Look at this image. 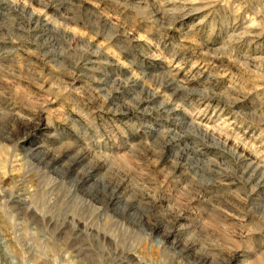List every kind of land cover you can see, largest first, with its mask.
<instances>
[{
    "label": "rangeland",
    "instance_id": "obj_1",
    "mask_svg": "<svg viewBox=\"0 0 264 264\" xmlns=\"http://www.w3.org/2000/svg\"><path fill=\"white\" fill-rule=\"evenodd\" d=\"M227 263L264 264V0H0V264Z\"/></svg>",
    "mask_w": 264,
    "mask_h": 264
},
{
    "label": "bare ground",
    "instance_id": "obj_2",
    "mask_svg": "<svg viewBox=\"0 0 264 264\" xmlns=\"http://www.w3.org/2000/svg\"><path fill=\"white\" fill-rule=\"evenodd\" d=\"M36 134V133H35ZM25 143H27L28 145L31 143L33 144V148L29 149L28 152L31 154V156H34L36 158V160L38 161L39 164H44V167L47 170H50L52 173H56V175L60 178H67L68 177V173L71 172V167L68 168H61L60 164H61V159H64L62 153L61 152V156H55L52 155L48 152H46L43 149V145L35 140L34 136H28L26 135L24 137ZM70 149V148H69ZM45 151V152H44ZM85 155L81 154V156L79 157V161H84L85 160ZM91 179V177L89 178ZM83 184H86L85 182H83ZM260 184V183H259ZM260 185H263V183H261ZM120 198V197H119ZM119 198H115L113 196H110L109 200L114 203L117 206V210H121L122 213L125 214V203L120 201ZM130 218L133 220V222L135 223L136 221V216L134 215H130ZM227 264H232V263H227Z\"/></svg>",
    "mask_w": 264,
    "mask_h": 264
}]
</instances>
